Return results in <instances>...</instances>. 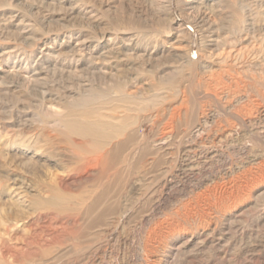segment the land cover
Instances as JSON below:
<instances>
[{
    "label": "rangeland",
    "instance_id": "obj_1",
    "mask_svg": "<svg viewBox=\"0 0 264 264\" xmlns=\"http://www.w3.org/2000/svg\"><path fill=\"white\" fill-rule=\"evenodd\" d=\"M246 90L264 94V0H0V264H136L141 247L152 264H264V185L237 213L190 191L183 143L152 149L172 112L180 131L193 106ZM70 119L98 137L67 131ZM205 167L201 178L221 171Z\"/></svg>",
    "mask_w": 264,
    "mask_h": 264
},
{
    "label": "bare ground",
    "instance_id": "obj_2",
    "mask_svg": "<svg viewBox=\"0 0 264 264\" xmlns=\"http://www.w3.org/2000/svg\"><path fill=\"white\" fill-rule=\"evenodd\" d=\"M250 86L252 85L250 84ZM217 96H214L218 100V104L216 106L212 107L209 104H202L200 108H195L193 106L189 111L187 124L180 131H176L174 125L171 124V122L174 123L173 121L180 118V113L172 112L170 117L171 121L169 120L170 122L161 129V133L153 143L152 149L156 153H164V155L166 156L165 153H172H170V151L172 150L176 142L183 143L185 146L183 153L179 155V163L184 162V166L191 173L190 175H193L192 181L194 180V182L190 186V191H193L194 189H203L200 195H202V192L205 193L207 198H209L208 201L213 198L214 200L220 202L223 200H227L230 202V204L238 203L237 206L240 208V210L237 213H241L246 210V204H248L249 199L255 195L258 189H261L262 185H264V151L259 149L257 146L247 144V142L245 141L242 142L247 134L251 135L252 139H255L256 141H264V94L259 92L254 96L246 90L245 93L241 92V94H234L231 97H229V95ZM227 99H229L228 102L226 101ZM224 100L227 102L226 104L222 103ZM64 126L67 131L75 133L83 138L92 139L98 137L99 134L98 127L94 124H89L87 121H79L77 119L65 120ZM234 149L240 153V156L237 159L230 158L231 156H229L227 153L229 150ZM108 155V151H104L103 154H94L93 156L85 160L84 165L86 167L93 168L94 165L100 163V161H103L102 159L107 157ZM205 165H209L210 168L218 166L221 171L217 172L211 170L204 178H201L200 171L201 168L203 170H206ZM185 173L183 174L186 180L190 175ZM176 175L178 174L173 173V171L170 170L169 167L164 168L160 175L162 177L161 186L165 188L170 187V184L172 183V180L176 177ZM185 180L182 181V186L185 185ZM210 207V209L213 210L214 213H218L220 217H225L224 215H221L220 209L216 207V205H211ZM203 213L205 214V212ZM237 213H234L233 216L231 215L230 220L236 218ZM184 219L182 218L183 221ZM47 226L48 227L46 228H48L49 231L51 230V233L49 235L51 236L52 240L57 239L61 236V234H63V229L59 230L52 224H49ZM207 226L196 229L194 228L195 230L187 234L186 239L178 247H176L175 251L182 248L187 249L190 244L195 242V240L197 241V239H199L200 237H206L208 235V232L211 231L209 229V226ZM40 236V233H34L32 242H40V238H42ZM143 240L145 239L143 238ZM155 245L156 244H148L147 251L154 256L156 253ZM9 248L4 247V253L10 252ZM141 248L139 249V251H137L134 259L136 264H152V261H149V258L144 256V252ZM18 252L19 251H17V253ZM16 256L17 255H15V257Z\"/></svg>",
    "mask_w": 264,
    "mask_h": 264
}]
</instances>
